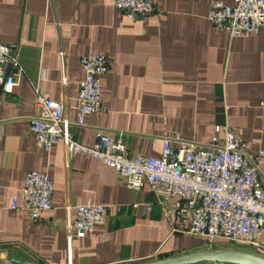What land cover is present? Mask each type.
Here are the masks:
<instances>
[{"label":"crops","instance_id":"obj_1","mask_svg":"<svg viewBox=\"0 0 264 264\" xmlns=\"http://www.w3.org/2000/svg\"><path fill=\"white\" fill-rule=\"evenodd\" d=\"M214 1L233 3L154 0L161 16L133 20L111 0H0V43L19 44L23 67L15 93L0 95V263L135 264L205 247L175 229L171 203L147 210L155 201L148 186L129 189L115 168L71 155L61 142L49 153L37 149L28 118L37 113L33 84L44 71L45 90L64 104L72 138L84 145L101 130L130 152L160 156L167 134L207 142L224 127L250 154L264 151V27L230 38L207 21ZM94 52L110 59L100 81L104 111L76 126L80 57ZM258 168L264 181V157ZM28 170L54 183L53 208L38 221L10 207ZM98 204L107 206L105 224L77 238L73 207Z\"/></svg>","mask_w":264,"mask_h":264},{"label":"built area","instance_id":"obj_2","mask_svg":"<svg viewBox=\"0 0 264 264\" xmlns=\"http://www.w3.org/2000/svg\"><path fill=\"white\" fill-rule=\"evenodd\" d=\"M111 3L119 15L133 20L152 12L162 15L154 0ZM207 21L225 30L230 38L249 37L264 27V0H233L231 6L214 1ZM18 57L19 44L0 43V95L14 94L19 86L23 67ZM80 64L84 78L78 83L76 126L83 125L85 116L104 111L100 81L109 69L110 59L94 52L81 56ZM8 65L11 69L7 70ZM38 78L33 84L37 113L28 118L37 149L49 153L61 142L71 155L83 152L98 158L115 168L129 189L150 188L155 201L147 205V210L152 204L165 207L171 203L178 232L203 240L206 247L228 244L264 256V181L258 168L264 151L250 154L245 143L224 127L207 142L167 134L162 137L160 156L130 152L120 138L112 140L101 130L92 146L84 145L72 138V123L65 115L64 104L53 100L45 90L44 71ZM220 130L225 131L222 137L218 135ZM23 181L21 189L12 193L10 207L24 210L38 221L42 212L53 208L54 183L39 170H28ZM72 215L73 232L82 238L105 224L107 206L76 205ZM72 236H68L69 241Z\"/></svg>","mask_w":264,"mask_h":264},{"label":"water","instance_id":"obj_3","mask_svg":"<svg viewBox=\"0 0 264 264\" xmlns=\"http://www.w3.org/2000/svg\"><path fill=\"white\" fill-rule=\"evenodd\" d=\"M264 226V225H263ZM13 264H32L29 260ZM203 262L228 264H264V256L241 247H203V249L151 259L135 264H203ZM2 264V263H0Z\"/></svg>","mask_w":264,"mask_h":264},{"label":"rangeland","instance_id":"obj_4","mask_svg":"<svg viewBox=\"0 0 264 264\" xmlns=\"http://www.w3.org/2000/svg\"><path fill=\"white\" fill-rule=\"evenodd\" d=\"M204 246H205V245H204ZM223 246H228V247H232V246H230V245H228V244H227V245H226V244H224ZM205 247H206V246H205ZM234 248H236V247H234Z\"/></svg>","mask_w":264,"mask_h":264}]
</instances>
